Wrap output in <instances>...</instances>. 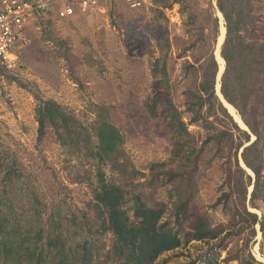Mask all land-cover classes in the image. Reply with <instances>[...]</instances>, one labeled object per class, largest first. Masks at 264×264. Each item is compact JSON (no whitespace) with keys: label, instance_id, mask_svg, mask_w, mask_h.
I'll return each mask as SVG.
<instances>
[{"label":"rangeland","instance_id":"rangeland-1","mask_svg":"<svg viewBox=\"0 0 264 264\" xmlns=\"http://www.w3.org/2000/svg\"><path fill=\"white\" fill-rule=\"evenodd\" d=\"M149 1L147 8L134 10L124 0H101V11L80 12L67 18L47 11L30 20L25 29L26 44L17 48L16 67L7 70L0 65V164L17 167L25 186L19 194L14 188L10 193H0L20 201L24 211L29 209L28 195H33L43 203L55 201L64 211L81 219L83 214L91 217L92 186L96 184L98 170L101 168L109 179L117 178V174L109 164L98 166L86 151L60 145L51 132L38 138L35 110L44 100L53 99L80 123L90 126L97 118L98 108L103 106L108 108L109 120L122 135L128 170L133 175L131 179H122V184L132 194H141L149 206L160 209L158 223L164 228L172 227L180 236V244L162 252L154 264H238L236 259L227 260L229 252L235 251L241 256L249 252L264 263L257 256L264 257V235L258 225L247 248L242 245L248 228L240 233L235 231L234 214L241 203L235 199V190L231 194L234 200H229L227 207L224 205L223 194L242 176L234 161L235 150L229 149L231 143L219 150L212 140L206 142L190 183L193 199L188 204V215L181 227L175 224L172 187L161 172L179 161L171 152V128L164 113L152 117L143 105V99L153 94L151 63L164 56L169 87L156 98L167 96L174 102L197 147L220 129L232 133V144L237 139L244 140L232 121L250 140L255 138L256 130L264 141V86L248 105L245 118L253 129L245 122L247 129L240 127L232 114V121L220 114L191 121L186 100L188 91L199 80L196 66L204 49L197 41L195 27L187 23V16L199 13L209 0H186L187 8L182 13L179 3L166 0L170 4L161 8L163 15ZM211 1L215 6V0ZM254 4L258 14L255 33L264 38V0ZM214 12L218 17L216 7ZM241 148L237 152L239 165ZM159 163L164 166L151 168ZM241 167L253 180L254 174ZM153 172L160 178L157 182L151 181ZM1 175L0 172V184ZM251 185L247 187L245 206L260 215L263 202L257 201L259 208L248 204ZM201 214L220 229L216 238L201 240L184 234L196 215ZM96 236L99 245L107 248L111 234L99 232Z\"/></svg>","mask_w":264,"mask_h":264},{"label":"trees","instance_id":"trees-1","mask_svg":"<svg viewBox=\"0 0 264 264\" xmlns=\"http://www.w3.org/2000/svg\"><path fill=\"white\" fill-rule=\"evenodd\" d=\"M155 9L161 13L166 0H152ZM256 0H215V6L209 0L200 12L188 14L187 23L195 27L197 41L204 49V55L197 64L199 80L194 89L188 91L186 109L191 114V121L201 118L217 117L220 114L231 120L230 114L215 94L218 62L214 56V46L219 36V19L214 7L222 14L225 37L220 46V58L224 60V69L220 76V92L223 98L237 109L242 122L253 129L246 120L249 102L264 86V38L255 33L258 14L254 4ZM180 4L181 13L187 8L186 0H173ZM165 57L161 56L151 63L153 94L143 99L148 114L152 117L164 113L171 128V152L178 163L161 172L171 184V210L175 224L183 225L188 215V204L193 199L192 176L197 167V159L206 142L216 144L219 150L231 143L234 148L235 164L241 173L225 198L234 200L232 193L241 202L234 217L237 218L236 233L248 228L243 245L255 235V225L264 235V211L260 215L245 206L247 187L252 184L248 204L257 206V201L264 203V141L262 134L253 130L255 138L249 143V135L233 121V126L244 135V140L233 143L232 133L225 129L215 130L202 142L201 146L193 143L181 112L174 102L165 97L157 99V94L168 91V72ZM193 67V64H187ZM259 97V96H258ZM97 118L85 126L68 110L53 99H46L35 110L36 132L42 139L47 133L55 135L62 146L76 151H86L95 163L109 164L117 178L109 179L100 168L96 184L92 186L90 207L92 216L83 214L82 219L74 213L64 211L52 202H42L36 196L28 195V210L13 197L0 193V264H154L155 259L164 251L180 244V236L172 227L164 228L158 223L162 211L149 206L141 194H132L122 179L133 175L128 170V160L122 148L123 138L118 128L109 120L108 108L99 107ZM244 165L253 172L254 178L239 165L237 152ZM95 165V164H94ZM187 170V167H190ZM164 166L153 164L151 168ZM17 167L0 164L3 182L0 192L10 193L14 188L18 194L24 190ZM160 172V173H161ZM156 172L151 181H158ZM155 182V183H156ZM152 184V183H151ZM153 185V184H152ZM29 190V188H27ZM30 191V190H29ZM230 209V208H229ZM110 233L111 241L106 248L99 245L96 234ZM220 229L213 226L204 215H196L190 228L184 234L193 239H214ZM236 259L238 264H264L256 260L249 252L241 256L237 251L230 253L227 260ZM111 260L110 263L108 261ZM190 264V263H184Z\"/></svg>","mask_w":264,"mask_h":264},{"label":"built area","instance_id":"built-area-1","mask_svg":"<svg viewBox=\"0 0 264 264\" xmlns=\"http://www.w3.org/2000/svg\"><path fill=\"white\" fill-rule=\"evenodd\" d=\"M124 1L134 10L150 5L149 0ZM102 8L101 0H0V65L7 70L16 67L17 48L26 44L25 29L34 16L53 11L58 18H67Z\"/></svg>","mask_w":264,"mask_h":264},{"label":"bare ground","instance_id":"bare-ground-1","mask_svg":"<svg viewBox=\"0 0 264 264\" xmlns=\"http://www.w3.org/2000/svg\"><path fill=\"white\" fill-rule=\"evenodd\" d=\"M218 15H219V18H220V31H219V36H218V42L220 43L222 41V39H223L224 34H225V32H224L225 29H224V26H223V21H222L223 19L221 17V14L218 13ZM215 54H216L217 61L219 63V70H221L223 68V64H224L223 62H224V60L221 59L222 57L220 58V54H219L218 47H216V49H215ZM217 86H218V83H217ZM224 104L226 105V107H227L228 111L230 112V114L233 115L234 120L241 127L245 128V124L242 122L239 114L236 112V110L234 109V107L232 105L228 104L225 101H224ZM248 171L251 172L249 169H248ZM257 256H258V258H260V259H262L264 261V257H261L259 254H257Z\"/></svg>","mask_w":264,"mask_h":264},{"label":"water","instance_id":"water-1","mask_svg":"<svg viewBox=\"0 0 264 264\" xmlns=\"http://www.w3.org/2000/svg\"><path fill=\"white\" fill-rule=\"evenodd\" d=\"M217 11L221 14V12L217 9ZM218 17H219V15H218ZM221 17H222V14H221ZM222 19H223V17H222ZM225 27V26H224ZM225 32V31H224ZM224 37H225V34H224V36H223V39H222V41L219 43L218 42V39H217V41H216V44H215V47H214V56H215V59H216V61H217V58H216V54H215V48L216 47H218V49H219V51H220V46H221V44H222V42H223V40H224ZM218 62V61H217ZM223 69H224V65H223V68L221 69V70H219V68H218V71H217V75H216V84H215V87H214V89H215V94L218 96V98H219V100H220V102L222 103V105L226 108V110H227V112L229 113V111H228V109H227V107H226V105L224 104V101L225 102H227L224 98H223V96H222V94H221V92H220V81H219V79H220V76H221V74H222V72H223ZM217 83H218V86H217ZM228 103V102H227ZM229 104V103H228ZM230 114V113H229ZM231 115V114H230ZM232 116V115H231ZM233 120H234V118H233ZM235 121V120H234ZM236 122V121H235ZM238 124V123H237ZM239 125V124H238ZM240 126V125H239ZM241 127V126H240ZM244 129H247V127L245 126V128ZM254 139V137L248 142V143H246V144H249L252 140ZM241 150V149H240ZM240 165L241 166H243L244 168H247L245 165H244V163H243V161H242V159H241V157H240ZM251 171V170H250ZM251 173H252V175H253V172L251 171ZM252 190V185H251V187H250V190H249V192Z\"/></svg>","mask_w":264,"mask_h":264}]
</instances>
